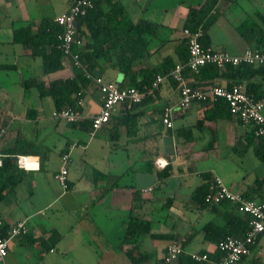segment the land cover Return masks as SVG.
<instances>
[{
  "label": "crops",
  "instance_id": "1",
  "mask_svg": "<svg viewBox=\"0 0 264 264\" xmlns=\"http://www.w3.org/2000/svg\"><path fill=\"white\" fill-rule=\"evenodd\" d=\"M211 1L121 0L134 22L145 18L158 24L156 35L149 43V56L135 68L159 66L167 56L179 62L178 48L185 39L184 22L190 6L203 2L206 6ZM69 2L53 16L27 17L9 9L17 5V0H0V75L5 74L8 79H0V124L7 128L0 140V154L2 162L9 154L30 155L39 161V166L34 168L17 163L20 169L14 173L11 168L0 170V217L4 231L19 220H25L28 226L27 233L10 238L6 263L133 264L125 252L132 245L119 247L123 219L128 217L133 204L138 210L155 214L168 198L172 203L167 220L154 221L151 232L172 233L177 238L141 237L138 249L155 255V261L150 264H183L180 260L164 262L166 247L173 241L182 246L185 254L213 252L216 244L206 239L201 228L211 220L222 223L223 218L209 209L199 208L192 192L204 182L202 173L208 172L213 179L221 178L231 189L263 199L264 171L241 170L229 177L214 174L219 161L242 160L235 151L241 144L239 152L244 155L243 150L251 146L249 126L234 116L203 118L206 105L196 102L185 110L173 112V127H166L161 120L162 110L179 100L178 87L172 80L163 83L150 101L134 109L140 113L138 133L134 139L123 134L117 146L111 145L109 133L102 132L106 126L92 137L88 125L55 118L52 112L57 106L53 96L47 93L49 84L71 77L73 68L63 61L60 69L44 72L42 56L32 54V47L16 41L15 36L28 25L35 32L43 18L54 19L66 12ZM103 6L105 10L109 8L105 3ZM211 13L216 19L205 31L208 45L235 54L255 46L240 34L238 26L250 20L264 27V0H216ZM101 66V75L106 80L118 84L124 81L123 85L128 87V77L107 59L101 60ZM187 76L191 80L196 78L191 72ZM141 77L140 74L138 79ZM254 80L264 89L263 76H255ZM215 82L228 85L232 80L220 76ZM240 84L245 86L246 82ZM83 98V112L91 118L100 110L102 94L90 82L83 89ZM122 114L120 105L113 120ZM254 147L258 155L257 142ZM229 148L230 152H222ZM24 150L33 154H24ZM197 158L215 161L197 169L194 165ZM149 162L154 166L153 171ZM64 165L68 169L67 187L56 177ZM167 165L171 166L170 175L160 179L157 171ZM252 257L264 263V242L238 264H250Z\"/></svg>",
  "mask_w": 264,
  "mask_h": 264
},
{
  "label": "trees",
  "instance_id": "2",
  "mask_svg": "<svg viewBox=\"0 0 264 264\" xmlns=\"http://www.w3.org/2000/svg\"><path fill=\"white\" fill-rule=\"evenodd\" d=\"M215 2L216 0H212L209 4H206V6L205 2L199 5H191L188 16L184 22V28L187 27L192 30L202 26L204 34L201 37V42L204 45H208L205 31L216 19V15L211 13ZM104 3L109 6L107 10L104 9ZM77 27L78 35L85 36L86 38L84 45L79 48V52L81 61L88 70L93 73H95L96 70L101 71V60L107 59L112 67L118 68L128 77V86L138 87L146 94L142 102L135 103L131 108L123 104V114L114 120L112 117L111 120L103 126L106 127H102L108 131L110 143L113 146L118 145L123 134L134 139V136L138 133V116L140 114L135 112L134 109L150 101L157 93L158 89H156L153 94H148V89L151 87L158 73H168L177 63L186 62L189 56L186 38L178 48L180 57L179 62L175 63L172 57L167 56L159 66L144 65L135 68L139 64L142 65L150 54L149 43L152 37L156 35L158 28L156 22L145 18H141L137 22H134L121 0H96L94 7L91 8L85 16L78 19ZM238 30L247 41L255 43V46L251 47L264 49V27L259 26L253 21L247 20L238 26ZM59 31L60 27L55 23L54 19L46 17L37 25L35 32L32 29V25L25 26L21 28V30L19 29L15 36V40L20 43L29 44L32 47V54L41 55L43 59V71L49 72L60 69L65 60L62 50L58 47L59 40L57 34ZM113 56H116L117 62L113 61ZM188 72L191 71L185 70L184 74L189 80V85L193 87L219 84L215 82V78L221 76L232 80L227 86L246 82L244 88L247 93L256 98L264 95V89L261 84L254 80V77L258 75L264 77V65L242 63L236 67L230 65L225 69H221L215 64L208 63L202 66L199 72H191L192 75L196 77L194 80L189 79L187 76ZM140 74L142 77L139 80L138 76ZM172 81L178 87V83L174 80ZM90 82L92 81L84 75L83 70L80 68H73V75L71 77L51 81L49 84V92L47 93L53 96L57 109L62 110L69 106H75L78 91L86 88ZM123 83L124 81L119 83V85L125 87ZM198 103H203L204 106L206 105V113L203 118L206 117L210 120H216L222 117L234 116L227 101L223 98H218L213 102ZM164 110L165 108L162 110L161 117ZM182 110L183 109L180 111ZM240 122L243 123L242 120H240ZM73 124L88 125L89 131L92 118L87 117ZM245 125L249 126L250 129L248 130L252 139L254 140L256 138L258 155L264 162V137L255 134L256 127L254 125ZM123 127L125 128V132L123 131ZM26 144L29 146L31 145L30 143ZM24 152V154H33L31 150H24ZM16 153L18 154V152ZM17 163V159H14V156L9 154L3 158L0 170H10L11 168L12 173H14V171H19L20 168H18ZM149 163L150 169L153 171L154 166L151 162ZM168 166L169 165L161 171H157V175L160 179H164L170 175L171 166ZM202 177L204 178V182L194 188L192 197L198 203L199 208L209 209L214 214L221 215L223 218L222 223L211 220L205 223L201 228L202 231H204L206 239L214 241L216 244L215 250L209 252L210 257L219 260L222 258L224 252L217 247L218 242L227 236L244 237L251 228L252 215L239 212L237 206L229 200H222L218 203L207 200V195L211 190L214 179L208 172H203ZM260 181L261 180H259V182ZM243 194L245 197L251 198L248 194ZM134 195L135 197L138 196L137 190L135 189ZM261 200H264V196ZM171 203L172 199L168 198L166 202L160 206L158 213L156 212L155 214L153 212L149 213L147 211L138 210L135 204L130 207L128 217L123 219V237L119 247L123 248V246L127 244L132 245L126 248L125 252L133 264H150L155 261L153 252H145L138 249V241L141 237L151 235L154 238L167 240L177 238V235L172 233L151 232L154 221L164 222L167 220ZM256 246L257 245H253L252 250ZM245 257L246 256H243L242 259ZM178 260L183 264H207L206 262L201 263L193 260L189 254L184 253V250ZM250 264L264 263L260 258L252 257Z\"/></svg>",
  "mask_w": 264,
  "mask_h": 264
},
{
  "label": "built area",
  "instance_id": "3",
  "mask_svg": "<svg viewBox=\"0 0 264 264\" xmlns=\"http://www.w3.org/2000/svg\"><path fill=\"white\" fill-rule=\"evenodd\" d=\"M96 0H70L69 8L66 12L55 16L54 21L60 27L57 34L59 40L58 47L62 50L65 60L70 67L80 68L84 75L89 78L100 90L102 94V104L97 114L91 116L92 124L89 129L90 136L96 133L107 124L116 113L120 105L126 104L131 108L135 103H140L146 94L135 86L122 87L117 82L106 80L102 75H97L88 70L82 63L79 48L85 43V36L78 35L77 22L82 16L94 7ZM187 40L189 56L184 63H177L168 73H158L153 80L148 94H153L156 89L169 81L174 80L178 83L179 100L176 105L165 107L162 115V122L166 127H173L172 114L181 109L189 108L195 102H213L218 98L227 101L228 106L234 116L243 121L244 124H251L256 127L255 134L264 137V95L256 98L247 93L242 84L232 86L222 84H209L203 87H193L189 85L185 76V70L197 73L205 64H215L221 69L227 66H238L242 63L264 65V49L257 47H247L241 53H231L226 49H217L210 45H204L201 37L204 34L202 26L192 30L184 28L183 30ZM83 89L78 91L76 105L69 106L62 110L55 109L52 115L69 123L79 122L87 118L83 112ZM7 132L6 126L0 124V140ZM0 154V164L2 158ZM33 158L37 166L39 161L36 157L30 155H18L17 162L20 166L28 168L26 159ZM66 161L67 155L63 156ZM68 169L66 165L56 174L57 179L64 185L67 183ZM207 200L214 203L222 200L233 202L238 211L252 215L251 228L244 237L227 236L220 240L217 247L224 252L219 260L212 259L207 251L192 252L190 257L198 262L207 264H238L243 256L252 253L253 245L264 242V200L252 199L244 196L243 192L229 188L221 178L215 177L211 185V190L207 195ZM4 222L0 217V264H7L8 244L12 237H17L28 232V226L25 220H19L4 231ZM183 253L182 247L177 242H171L166 247L164 261L173 263L178 261Z\"/></svg>",
  "mask_w": 264,
  "mask_h": 264
},
{
  "label": "rangeland",
  "instance_id": "4",
  "mask_svg": "<svg viewBox=\"0 0 264 264\" xmlns=\"http://www.w3.org/2000/svg\"><path fill=\"white\" fill-rule=\"evenodd\" d=\"M67 0H17V5L12 6L11 11L15 14H20L22 16L27 17H36L39 15H46V16H53L55 13H58L59 11H62L66 5ZM1 81H6L5 74L0 75ZM262 113L264 114V108L262 109ZM102 132H105V135L108 134V131L106 129H103ZM82 133L84 134V137L87 139L88 135L83 130ZM255 143L256 140H253L252 144L248 149L243 150V154L239 152L241 149V144L238 145L237 150L235 151L239 153V157L242 160H237L236 158L233 159H227V161H219L216 164L217 171L214 172V174H220L221 176H234L235 173L240 172L241 170H244L246 173L251 171L252 169H260L264 171V163L260 160L259 155H256L254 152L255 149ZM222 152H230V148L228 150L222 149ZM214 160L208 158H197L195 160V164L197 169L205 168V164H209V162H214ZM243 163V164H242ZM244 172V173H245ZM263 175V174H262ZM98 207V206H94ZM104 211V210H103ZM102 214L107 217V214L105 212H102ZM107 219V218H106Z\"/></svg>",
  "mask_w": 264,
  "mask_h": 264
},
{
  "label": "bare ground",
  "instance_id": "5",
  "mask_svg": "<svg viewBox=\"0 0 264 264\" xmlns=\"http://www.w3.org/2000/svg\"><path fill=\"white\" fill-rule=\"evenodd\" d=\"M26 165L28 168H34L37 166L36 160L33 158L26 159Z\"/></svg>",
  "mask_w": 264,
  "mask_h": 264
},
{
  "label": "water",
  "instance_id": "6",
  "mask_svg": "<svg viewBox=\"0 0 264 264\" xmlns=\"http://www.w3.org/2000/svg\"><path fill=\"white\" fill-rule=\"evenodd\" d=\"M113 61H114V62H117V58H116V56H113ZM95 74H97V75H101V72L98 71V70H96V71H95ZM16 158H17V155H14V159H16Z\"/></svg>",
  "mask_w": 264,
  "mask_h": 264
}]
</instances>
